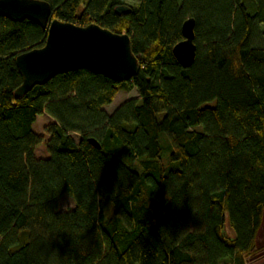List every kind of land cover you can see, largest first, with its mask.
<instances>
[{"label":"trees","instance_id":"16d2710c","mask_svg":"<svg viewBox=\"0 0 264 264\" xmlns=\"http://www.w3.org/2000/svg\"><path fill=\"white\" fill-rule=\"evenodd\" d=\"M42 1L51 20L129 35L141 70L122 83L70 72L16 99L15 59L47 32L0 16V264H264V0ZM188 18L185 69L172 49ZM134 87L139 99L104 111Z\"/></svg>","mask_w":264,"mask_h":264},{"label":"water","instance_id":"95a60500","mask_svg":"<svg viewBox=\"0 0 264 264\" xmlns=\"http://www.w3.org/2000/svg\"><path fill=\"white\" fill-rule=\"evenodd\" d=\"M131 12L128 6H119L120 16ZM0 16L13 22L31 21L47 32L45 44L19 54L16 67L22 84L15 91L20 99L36 86H43L58 75L87 70L122 83L133 80L140 70L139 58L132 49L127 34H117L97 24L80 27L71 23L51 20L52 7L42 0H0ZM183 40L172 53L185 69L196 59L195 19L188 18L181 28ZM90 143L101 149L100 143L91 138Z\"/></svg>","mask_w":264,"mask_h":264},{"label":"rangeland","instance_id":"374dc122","mask_svg":"<svg viewBox=\"0 0 264 264\" xmlns=\"http://www.w3.org/2000/svg\"><path fill=\"white\" fill-rule=\"evenodd\" d=\"M140 95L139 92L137 90L136 87L129 89V90H122L120 93H118V95L116 96L114 102L109 105L106 106L104 108V111L111 115L113 114L116 109L118 107H120L123 103L132 100V99H139ZM53 120L51 119V117L47 114H43L42 116H39L37 119V122L34 125V132L36 133V135L38 137H41L43 139V144H41L40 146H38L35 149V155L37 157H42L45 158L48 156V153L46 151V146L45 143L48 142V140L50 139V136H48L46 134V127L52 123ZM74 137L76 139H79L78 135H74ZM74 208V203L71 200V198L69 197H63L60 200V211H68ZM224 234L228 237H233L234 233L231 230L230 226H229V221L227 219L225 226H224V230H223ZM260 244H263L262 241H264V232L262 233V235L260 236ZM258 246L256 245V250H263L264 252V246L260 245L261 248H257Z\"/></svg>","mask_w":264,"mask_h":264},{"label":"crops","instance_id":"0c3cea01","mask_svg":"<svg viewBox=\"0 0 264 264\" xmlns=\"http://www.w3.org/2000/svg\"><path fill=\"white\" fill-rule=\"evenodd\" d=\"M264 232V212H263V216H262V224H261V227L259 229V232L257 234V237H256V245L258 246L257 248H261L260 245L264 246V241L263 244H260V236L262 235V233Z\"/></svg>","mask_w":264,"mask_h":264}]
</instances>
